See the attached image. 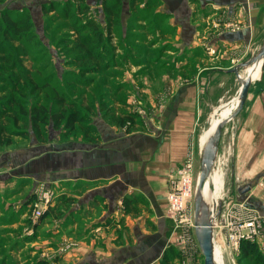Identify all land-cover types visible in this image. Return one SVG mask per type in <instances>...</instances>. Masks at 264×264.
<instances>
[{
  "label": "crops",
  "instance_id": "0c3cea01",
  "mask_svg": "<svg viewBox=\"0 0 264 264\" xmlns=\"http://www.w3.org/2000/svg\"><path fill=\"white\" fill-rule=\"evenodd\" d=\"M84 3L86 13L104 30L112 0ZM117 5L124 18L117 17L113 42L117 35L142 41L130 50L132 61L112 66L110 78L117 91L129 85L128 99L141 104L149 120L116 127L97 115L84 123L93 127L85 134L58 140L53 132L46 141L34 135L19 150L8 152L9 162L18 161L0 173V191L10 203L19 195L13 202L24 203L39 184L54 193L44 211L55 206L61 213L43 216V211L38 220H57L60 237L67 235L78 245L63 256L71 264H171L178 254L177 233L170 234L165 198L173 169L188 155L196 168L204 137L215 122L213 113L225 115L236 98L217 106L231 82L225 63L264 37V0H119ZM145 22L150 23L146 30ZM146 38L144 48L160 46L166 54L163 62L144 61L146 53L136 51ZM206 48L215 51L208 54ZM258 81V87L248 88L238 123L222 129L218 144L235 178L262 182L252 191L255 207L264 215V67ZM165 88L170 96L157 109V96ZM208 184L214 191L213 207L223 184L220 169H213ZM56 227L50 231L54 235L59 233ZM217 230L212 226L217 264H258L251 255H242L241 244L233 254ZM261 230L260 237L248 241L264 252V219Z\"/></svg>",
  "mask_w": 264,
  "mask_h": 264
},
{
  "label": "rangeland",
  "instance_id": "374dc122",
  "mask_svg": "<svg viewBox=\"0 0 264 264\" xmlns=\"http://www.w3.org/2000/svg\"><path fill=\"white\" fill-rule=\"evenodd\" d=\"M114 1L119 4V0ZM50 2H54L57 9H48ZM81 2L84 3V0H81ZM38 3L41 5L40 8L36 5ZM64 4H69L70 10H72L71 15H63L62 5ZM75 4V0H0V12L2 9H8L6 11L8 15L20 16V18H23L27 13L31 14L30 20L34 35L30 40L9 41L11 45L9 58L18 62L20 67L0 72V173L9 163L15 161H8V152L19 150L21 146L31 142L33 140L31 137L34 135L38 138V141H46L48 135H52L53 132L58 135V140L67 138L71 134H85L88 131L83 128V124L88 121L91 123V117L97 115L103 116L109 122L111 121L110 123H114L116 127H123V125L117 123L120 118H122V121L129 120L130 127L143 125L150 118L149 112L142 110L141 104L136 100L128 99L126 89L129 85L124 83L121 89L117 91L115 79L110 78L112 66L117 65L122 60L132 61L134 51L130 52V50L134 49V44H138L142 40L136 39L132 35L124 40L117 35L118 38L113 43L114 48L109 51L108 63L99 65L91 60L78 61L80 58L77 53H79L81 47L76 45L74 38L78 40L79 35L77 32L75 36L74 28L70 26L75 21L76 23L81 22L80 20L72 21V17L78 12L74 10ZM116 13L119 19L124 18L122 6L117 5ZM149 24L145 22L143 29H148ZM2 25L3 21H1L0 27ZM261 41H257L253 46L241 48L240 51L232 55L236 58L232 62L228 59V63H225L227 68L254 54ZM148 45L149 39L146 38L140 45L142 47L136 48L138 49L136 51L146 53L142 59L149 61L156 58L158 63L163 62L166 54L161 53L160 46L154 44V47L144 48ZM168 46L166 47L169 48ZM109 48H111L110 45ZM158 56L160 57L157 58ZM0 66L4 67V62L0 63ZM263 67L264 61L260 67L259 77L262 74ZM228 73L231 74V82L227 83V94L217 106L229 102L236 96L239 83L233 73ZM11 76L15 78L12 85L9 82H4L5 79ZM258 78L251 80L249 89L259 86L260 81H258ZM230 87L231 90L228 92ZM169 96L167 88L158 94L157 109L166 105V99ZM170 101L168 100V104ZM5 104L9 105L7 112L1 111L2 106ZM34 108H42L48 115L52 113L54 116L59 114L61 110L63 114H66L67 111L77 109L84 114V118L82 123H75L71 129H67L63 127V121L56 127L48 117L47 121L38 125L35 130L32 128V120L29 118V113ZM242 108L243 106L238 114L224 122L223 128L238 123L242 115ZM209 119V123L206 122L203 126L206 130L210 127L211 115ZM217 154L221 156L220 158L216 156L215 168L222 171L223 180L217 201L223 203L230 199L248 196L255 206L257 196L252 189L255 184L261 183L262 185V182L235 178V175L230 173V166L224 156L226 153L222 152L219 144ZM17 161L16 158L15 163ZM198 166L199 160L196 164L195 176L198 173ZM38 186L40 185L35 186L29 195L31 198L26 199L24 203L13 202V200L23 195L15 196V199L12 198V203H10L8 199H5L7 198L6 195L0 191V264H71L65 261L63 256L67 255L71 249L77 248L78 245L68 239L67 235L60 237L62 229L58 228V221L43 219L39 222L38 219L42 213L34 221L31 218L34 208L40 206L35 193ZM246 186H248V189L243 191ZM210 189L211 185H208L209 195ZM49 191L51 192L49 197L51 202L54 193L51 190ZM204 199L211 202L210 196H206ZM34 203H36V206H34ZM258 211L261 218L264 219V215L260 210ZM170 224V234L189 232L188 228L175 227L172 222ZM53 227L58 229V235L50 232ZM192 248L193 246L190 243H186L184 256H188L191 263L194 261L195 264H202V257L194 254ZM238 250L239 246L237 250L232 249L231 252L235 254ZM180 255L178 252L176 259L171 264H183L184 259Z\"/></svg>",
  "mask_w": 264,
  "mask_h": 264
},
{
  "label": "trees",
  "instance_id": "16d2710c",
  "mask_svg": "<svg viewBox=\"0 0 264 264\" xmlns=\"http://www.w3.org/2000/svg\"><path fill=\"white\" fill-rule=\"evenodd\" d=\"M76 4L74 6V10H77V14L72 17V21L80 20L81 22L72 23L70 26L74 28V34L78 32V40L74 38V42L76 40V45L80 48L78 61H87L91 60L97 62L99 65H104L109 62V51L114 48L113 45V38L115 35V26L118 24L117 19V3L112 0V3L109 5V13H106L105 16V27L104 30H101L100 24L97 20L91 17L90 13H86L88 5L82 3L81 0H75ZM63 12L64 16H68L72 14V10H70L69 4H64ZM48 9L54 10L57 9V6L50 2L48 5ZM8 9H2L0 12V23L3 21V25L0 27V63L4 62V67L0 66V72L5 71L6 69H15L16 67H20L18 62L14 60H10L9 55L11 53V45L9 41H18L22 39L30 40L32 39L33 31H32V22L30 20V15L27 13L24 15L23 18L20 16H10L6 12ZM26 16V17H25ZM76 31V32H75ZM109 45L111 48H109ZM83 47V48H82ZM4 55V56H2ZM7 67V68H6ZM14 77H10L4 80V82H9L11 85L14 82ZM9 108L8 104L2 106L1 111L7 112ZM50 118L51 122L57 127L59 123L63 121V127L67 129H71L73 124L75 123H82V119L84 118V114L80 113L77 109H72L69 112L67 111L66 114H63L61 110L59 114H49L45 112L42 108H34L29 113V118L31 121V126L36 130L38 125L42 124L43 122L47 121V118ZM117 123L119 125H125L127 128L130 127V122L122 121L120 118ZM83 128L88 130L93 129L91 124H83ZM38 131L36 132V134ZM29 197L28 199H30ZM61 211L59 208L55 206L48 207L43 216L46 214L51 215H59ZM241 250L244 249V254L251 255L255 262L258 264H264V252H260L256 249L254 242L248 240H241ZM176 252V256H177Z\"/></svg>",
  "mask_w": 264,
  "mask_h": 264
},
{
  "label": "built area",
  "instance_id": "2783aa9c",
  "mask_svg": "<svg viewBox=\"0 0 264 264\" xmlns=\"http://www.w3.org/2000/svg\"><path fill=\"white\" fill-rule=\"evenodd\" d=\"M214 51V48H206L207 53L211 54ZM234 59L232 57L230 61L232 62ZM195 173L193 159L188 155L173 169V177L169 181L165 198V212L173 225L175 227L189 229L187 233H177L174 238V247L177 248L181 254L180 256H183V264H195L194 261L192 263L189 261L190 258L188 256H184L186 243H190L193 246L194 254L200 256V250L192 230V195L194 191ZM39 185L35 193L40 206L34 208L33 213H31L33 221L50 204L49 197L51 192L43 187L42 184ZM34 206H36V203H34ZM209 210L211 211L210 207ZM210 214L212 216V226L217 227L218 235L221 236V234H224L225 244L229 250H237L241 240H253L254 238L260 237L262 233L261 225L263 219L248 197L234 198L223 202L218 216L215 215L214 206V210ZM212 246L214 245L212 244ZM261 246L264 245L261 244Z\"/></svg>",
  "mask_w": 264,
  "mask_h": 264
},
{
  "label": "water",
  "instance_id": "95a60500",
  "mask_svg": "<svg viewBox=\"0 0 264 264\" xmlns=\"http://www.w3.org/2000/svg\"><path fill=\"white\" fill-rule=\"evenodd\" d=\"M264 61V38L261 41L258 49L254 54L248 58L241 60L229 68L225 72L234 74L239 83L236 92V103L231 111L226 115L217 119L209 131L206 133L199 159L198 174L196 185L193 194V234L198 245L202 257V264H213V246H212V216L210 214L208 202L204 199L201 193L203 181L209 175L210 169L214 164L217 146L220 138V133L223 128L224 122L231 119L242 107L249 85L251 83V76L246 73L243 77L239 75V69L242 67L250 66V70L256 67L259 63L260 67ZM248 189V186L244 190ZM243 190V191H244ZM220 201L216 202L215 215H219Z\"/></svg>",
  "mask_w": 264,
  "mask_h": 264
},
{
  "label": "bare ground",
  "instance_id": "6f19581e",
  "mask_svg": "<svg viewBox=\"0 0 264 264\" xmlns=\"http://www.w3.org/2000/svg\"><path fill=\"white\" fill-rule=\"evenodd\" d=\"M241 70H243V75H245L246 73H248L249 72V74H250V76H251V78L252 79H255V78H258L259 77V74H260V65H259V63L256 65V67L255 68H253L252 70H250V66H246V67H242V68H240L239 69V75L240 76H242L241 75ZM243 77V76H242ZM235 103H236V98L232 101V103L222 112V114H225L226 115V113H228L229 111H231L232 110V108L234 107V105H235ZM219 114L220 113H213V119H214V121H216L217 119H219V118H217L218 116H219ZM222 116H224V115H222ZM221 116V117H222ZM214 124V123H213ZM212 124V125H213ZM212 127V126H211ZM209 131V130H208ZM207 131V132H208ZM215 160H216V158H215ZM215 162V161H214ZM215 168V163L212 165V167H211V169H210V172H209V175L207 176V178L203 181V184H202V187H201V193H202V195H203V197L205 198L206 196H210V198H211V201H212V197H213V195H214V191H213V189H212V187H211V189H210V195L208 194V185H210V184H208V182H209V179H210V177H211V173H212V171H213V169ZM195 177H197V176H195ZM195 185H196V179H195V183H194V186H193V189H195ZM193 194H194V191H193ZM213 200H214V198H213ZM215 201V200H214ZM208 202V201H207ZM192 203H193V195H192ZM210 201L208 202V205H209V207H210V209H211V213L213 212V210H214V206L213 207H211L210 206V204L212 205V203L213 202H211L210 204ZM214 204V203H213ZM222 204V203H221ZM220 208H221V205H220ZM215 210H216V205H215ZM220 211V210H219ZM217 228V227H216ZM200 255H201V253H200ZM213 264H217L216 263V259H215V255H214V246H213Z\"/></svg>",
  "mask_w": 264,
  "mask_h": 264
}]
</instances>
